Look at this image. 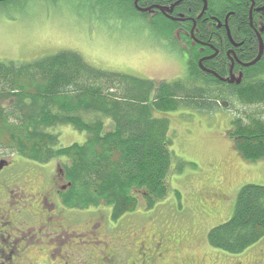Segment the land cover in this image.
<instances>
[{
	"label": "trees",
	"instance_id": "obj_1",
	"mask_svg": "<svg viewBox=\"0 0 264 264\" xmlns=\"http://www.w3.org/2000/svg\"><path fill=\"white\" fill-rule=\"evenodd\" d=\"M207 1L208 12L218 17L234 11L230 21L234 31L244 32L245 23L249 27L251 0ZM254 1L264 5V0ZM203 5L200 0L180 3L184 13L193 15ZM131 9L138 15L147 14ZM157 19L161 32L179 42L175 22L160 13L156 20L148 21L156 25ZM262 36L264 39V31ZM180 38L188 43L191 55L183 75L173 80L104 70L74 50H60L32 61H0L16 64L14 69L0 70V152L40 164L57 157L66 160L62 167L71 185L61 195L63 206L82 209L84 215L91 213L100 224L97 237L91 238L94 245L91 239H84L89 243L87 251L93 247L94 252L91 259L83 256L82 264H122V260L124 264H147L143 246L152 251L148 254L163 255L162 260L174 254L179 262L188 264H205L210 253L249 261L264 250V185L254 183L241 187L229 219L209 225L202 234L207 243L202 255L190 248L191 242L185 245L188 251L179 248L188 242L190 228L206 224L200 221L193 226V216L181 217L183 210H176L177 203L178 216L175 212L170 215L174 223L166 220L159 225L158 219L151 226L155 238H135V232L130 235L129 218L141 211L151 213L160 201L163 205L173 195L177 202L181 197L172 188L175 171L171 164L177 156L172 150L171 112L176 111L181 119L187 110L215 112L223 97H233L243 106L264 103V56L245 68L241 83L227 84L200 69V45L183 34ZM231 123L234 132L230 139L241 157L249 163L264 159V116H252L248 121L236 116ZM64 125L83 135L82 141L61 145ZM207 184L205 180L197 190L202 196ZM211 212L206 215L207 223L217 221L219 211ZM186 226L190 228L186 230ZM126 237L135 243H119ZM50 264L59 263L53 260Z\"/></svg>",
	"mask_w": 264,
	"mask_h": 264
},
{
	"label": "rangeland",
	"instance_id": "obj_2",
	"mask_svg": "<svg viewBox=\"0 0 264 264\" xmlns=\"http://www.w3.org/2000/svg\"><path fill=\"white\" fill-rule=\"evenodd\" d=\"M20 1V4L11 11L0 7V54L5 55L6 58L32 61L60 50H74L92 65L108 71L127 72L156 80H173L182 76L185 71L179 42L174 41L169 34L166 36L155 25L119 3L109 0ZM260 35L264 41L262 33ZM218 112L225 115L226 120L237 116L248 121L252 116H264V103L243 106L233 97H223L215 112L187 110L183 119L178 118L176 111L171 112L175 134L172 150L177 156L171 164V169L175 171L172 188L179 190L181 197L177 202L176 196L170 195L172 198H168L169 200L163 205H160L163 202L160 201L154 211L151 213L146 211L153 215L152 217L141 211L129 218L130 235L135 232L137 233L135 238L147 235L148 239H151L154 231L151 226L154 222L159 219L160 221L157 222L159 225L165 224L166 220H170L172 212L178 216L175 211L177 203L176 210H183L181 217L187 216L186 219H191L193 216V226L200 221L206 224L194 229L195 231L186 226V230L190 228L191 235L188 237V242L184 241L179 248L183 252L188 251L185 245L188 246L191 242L190 248L202 255L207 244L205 234L204 236L202 234L231 217L241 187L247 183L264 185V159L249 163L238 156L232 147V140L227 137L226 124L219 117ZM62 128L63 132L60 135H63V139H60V144L82 141L83 135L72 126L64 125ZM29 164L18 162L6 172L4 177L10 175L14 177L16 174L17 181L20 184L24 182V188L27 189L31 182L36 191L35 186L42 182L45 172ZM32 171L38 176H32L34 175ZM210 178L212 183L220 188L212 183L207 184L205 194L203 193L206 197L205 201L197 190L202 182L204 183L205 180L208 182ZM222 186L226 192L225 196H215L221 193ZM32 203L28 205V211L33 218L31 213L38 211L36 205ZM213 206H217L214 210L219 211L217 221L207 223L206 215L211 212L210 208ZM89 214L91 213L74 214L73 217L81 220L71 223L70 226L83 230L87 220H92L91 224H97L93 214ZM27 215L26 217H29V214ZM67 216L69 217L70 213L60 215L57 220H64ZM175 227L177 228V225ZM40 234L45 235V230H41ZM84 239L88 238L73 239L62 245L63 247L73 245L72 250L76 248L79 255L83 253L79 243L82 242L81 245L84 247L89 244ZM118 241L129 242L130 245L135 243L134 240L130 241L129 237L120 238ZM31 251L35 253L34 250ZM34 256L36 260L31 259L34 262L40 261L37 260L38 258H46L43 252ZM246 259L248 258H245V262ZM165 261L159 260L155 264H165ZM236 261L240 259L210 253L205 264H228ZM122 262L124 264L123 260Z\"/></svg>",
	"mask_w": 264,
	"mask_h": 264
},
{
	"label": "flooded vegetation",
	"instance_id": "obj_3",
	"mask_svg": "<svg viewBox=\"0 0 264 264\" xmlns=\"http://www.w3.org/2000/svg\"><path fill=\"white\" fill-rule=\"evenodd\" d=\"M178 1V0H177ZM172 0H118V2L125 6V8H134L137 12L147 13L146 15H140L147 21L156 20L158 14H162L167 19L175 22L177 27L174 30V35L179 40V47L182 52V56L185 62L191 55L190 47L188 43L182 41L180 38L182 34L185 38L190 39L192 44L200 45L199 48V66L206 74L214 75L220 81L227 84L241 83L245 74V68L260 62L264 56V51L260 59L252 64L245 65L254 61L260 52V38L264 29V25L261 21L264 18V9H260L264 5H257L254 0L252 13L250 15L249 9V27L245 23L244 32L233 30L231 27V18L234 15V11H228L223 17H218L216 13L208 12L207 9H203L196 15L184 13L180 6V1ZM202 3L203 0H200ZM20 0H0V7L13 10L16 5L20 4ZM148 8L146 11L142 9ZM204 8V5H203ZM190 9V8H189ZM193 8L190 9L192 12ZM207 13V14H206ZM209 14V15H208ZM156 27L159 29L157 19ZM181 41H180V39ZM254 57V58H251ZM201 60V64H200ZM0 61H18L15 59H9L5 55L0 54ZM16 64H0V70L14 69ZM233 76H232V74ZM235 76L233 82H229L225 79H232ZM156 80V79H154ZM162 80V79H161ZM219 117L226 124L227 137L230 139L231 132H234V126L231 123V119L226 120L225 115L218 112ZM227 117V116H226ZM73 128V127H72ZM63 132V128H60V133ZM60 139H63V135H59ZM232 147L238 156L241 155L234 148L233 139ZM77 142V141H74ZM73 142V143H74ZM64 145H66L63 142ZM61 144V145H63ZM234 152V153H235ZM6 160L8 165H2L0 168V264H49L54 261H58L59 264H82L81 260L83 256L89 259L93 258L94 248L91 247L88 252V248L79 243L83 253L77 255L76 248L72 250L73 245L63 247L62 243H68L67 241H73V239H81L87 237L89 239L97 237V233L100 224H91L92 220L86 221V226L83 230L70 226L71 223H76L81 220L73 217L74 214L83 213L79 208H65L63 206L61 195L70 187L69 182L64 174L62 164L66 162L64 158L57 157L48 161L45 164L35 163L33 161L24 159L16 154L7 153L3 155L0 152V160ZM235 161V160H233ZM246 161V160H245ZM18 162H29V166L34 165L37 169L41 168L45 172V177L42 182L36 184L34 188L29 183V187L24 188L23 184L17 181V176H6V172L12 169ZM247 162V161H246ZM33 172V171H32ZM34 177L38 176L33 172ZM37 181V180H36ZM26 183L28 181L25 180ZM221 182V181H219ZM212 183V179L208 180V184ZM213 184V183H212ZM223 184V183H222ZM219 187L217 184H213ZM220 188V187H219ZM221 193L215 195L225 196L226 192L221 187ZM29 197V198H28ZM223 199V198H222ZM32 200L34 201L32 203ZM36 205L37 213H31L30 215L28 205ZM31 205V206H32ZM217 206L211 207V211H215ZM93 208H89L91 212ZM215 209V210H214ZM93 212V211H92ZM70 213V216L65 217L64 220H57L60 215ZM27 214H29V217ZM52 218V219H51ZM71 229V230H69ZM45 230V235H41L40 231ZM153 233V232H152ZM155 238L154 234L151 237ZM144 238L148 239L145 235ZM92 243L94 245L93 239ZM134 247V246H133ZM64 248V249H63ZM31 250H34L33 253ZM38 250V252H36ZM40 250V251H39ZM145 256L148 259L147 264H155L157 261L164 258L163 255H153L147 246H143ZM149 251V252H148ZM43 252L46 258H38L40 261H32L35 258L34 254ZM105 256V255H104ZM155 256V257H154ZM174 254L167 258L165 264H188L181 263L178 258L173 257ZM154 257V261L152 258ZM59 258V259H58ZM45 262V263H44ZM204 264V263H202ZM223 264V263H222ZM228 264H264V250L258 251L253 258L249 261H236L229 262Z\"/></svg>",
	"mask_w": 264,
	"mask_h": 264
},
{
	"label": "water",
	"instance_id": "obj_4",
	"mask_svg": "<svg viewBox=\"0 0 264 264\" xmlns=\"http://www.w3.org/2000/svg\"><path fill=\"white\" fill-rule=\"evenodd\" d=\"M203 2H204V8H203V11H204V10H206V8H207L208 2H207V0H203ZM253 5H254V2H252V5H251L250 15H251V13H252ZM147 9H148V8H144V9H142V10H143V11H146ZM260 9H264V6L261 7ZM262 29H263V28H262ZM259 38H260V52H259V55H258V57H257L254 61L250 62V63L247 64V65H252V64L256 63V62L260 59V57H261V55H262V53H263V51H264V43H263V40H262L260 34H259ZM200 64H201V60H200ZM231 74H232V73H231ZM232 76H233V74H232ZM235 79H236V78H235V76H234L232 79H225V80H227V81H229V82H233ZM1 164H3V166H4V165H8L7 161L4 160V159L0 160V168L2 167Z\"/></svg>",
	"mask_w": 264,
	"mask_h": 264
}]
</instances>
